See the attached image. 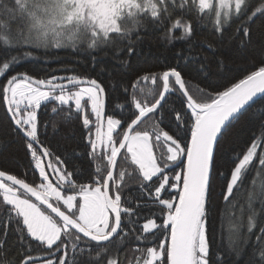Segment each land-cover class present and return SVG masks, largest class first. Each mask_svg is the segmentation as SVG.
<instances>
[{
  "label": "snow or ice",
  "instance_id": "obj_1",
  "mask_svg": "<svg viewBox=\"0 0 264 264\" xmlns=\"http://www.w3.org/2000/svg\"><path fill=\"white\" fill-rule=\"evenodd\" d=\"M194 14L201 19L207 16L221 34L235 24V38L244 47L251 41L252 25L264 20V0H0V77L5 78L0 92L15 132L24 139L29 166L39 180L28 182L26 173L20 178L0 170L4 217L0 219V264H69V243L71 264H120L117 254L123 245L132 240L143 243L148 236L163 239L146 247L135 264H223L222 256L213 259L207 228L216 152L233 122L258 94H264V60L223 90L212 93L199 89L205 97L202 101L190 94L181 72L169 68L159 76V98L149 104L133 94L134 108L120 118L105 113L104 88L95 79L9 75L21 59L11 54L14 51L31 57V49H119L126 42L132 55L141 29L149 27L163 30L169 41L189 40L194 34ZM177 30H181L179 36ZM150 78L153 83L157 80L156 75ZM173 83L185 98L183 114L175 112L177 132L170 134L160 122H154L151 130L142 129L146 119L162 107ZM42 102L74 105L77 112L84 111L87 154L93 161H105L103 168L96 164L84 177L75 168L70 171L64 159L40 142L37 110ZM85 103L90 104L94 121L85 111ZM52 111L55 113L57 107ZM182 126L186 138L179 135ZM161 143L166 153L157 156L155 149ZM262 146L264 131L236 157L222 193L226 202L231 203L234 190L243 185L254 161L264 169V153H257ZM121 161L134 166L140 193L137 201L125 196V178L133 173L121 167ZM145 208L150 216H141ZM11 225L21 246L17 254H11L7 247ZM255 228L253 213L248 218L249 233ZM256 241L249 264H264V228ZM34 243L47 258L31 254ZM133 251H141L139 244Z\"/></svg>",
  "mask_w": 264,
  "mask_h": 264
},
{
  "label": "trees",
  "instance_id": "obj_2",
  "mask_svg": "<svg viewBox=\"0 0 264 264\" xmlns=\"http://www.w3.org/2000/svg\"><path fill=\"white\" fill-rule=\"evenodd\" d=\"M194 16V34L189 40L169 41L165 38L163 30L149 27L147 30L141 29V39L135 42V52L132 55L127 52L126 42L119 46V49L123 50L115 46L98 49L81 47L79 50H73L71 47L59 49L50 47L31 49L33 53L31 57H23L22 52L14 51L11 54L19 55L21 59L13 66L9 75L27 73L36 79L76 75L80 78L95 79L105 91L106 114L120 118L121 115L127 116L130 108H134L131 105L133 94L137 99L149 104L159 98L162 91L160 74L175 67L181 72L190 94L202 101L205 97L198 91L199 89L212 93L223 90L225 85L243 78L255 70L254 65H259L261 60H264V20H256L252 25L250 43L240 47L239 40L235 38V24L226 27L221 34L215 31L207 16L202 19L197 14ZM175 34L179 36L181 30H177ZM152 75L157 76L155 83L150 78ZM145 76L149 77L147 81L143 79ZM172 80L174 81V78ZM4 82L5 78L0 77V85ZM133 84L135 88L132 87ZM172 89L162 102V107L140 126L142 129L151 130L154 122H160L161 127L170 134L177 132L175 112L183 114L185 98L174 83ZM117 105L124 107L121 109ZM54 106L57 107L55 113L52 111ZM85 111L94 121L95 117L91 115L87 104ZM83 115L84 111L77 112L73 105L58 106L55 102H42L37 110L40 142L54 155L64 159L70 171L75 168L87 177L94 171L96 164L103 168L106 162L100 159L93 161L87 154L89 151L87 129L82 123ZM262 125L264 94L258 95L239 119L233 122L216 152L207 228L213 259L220 255L223 257V264H249L257 244L256 236L260 234V229L264 228V169L259 168L256 161L246 173L243 185L239 190H234V197L230 198L231 203L226 202L222 195L226 190V183L230 179V171L234 168L236 157L246 151L254 138H260L261 132L264 131ZM179 135L186 138L183 126ZM164 147L165 145L161 143L156 148L158 156L166 153ZM257 153L258 155L264 153V146L258 148ZM29 160L24 139L15 132L0 92V170L17 174L20 178H25L23 174L26 173L28 182L35 179L36 183H39L38 173L32 172ZM120 163L121 167L133 173L134 166L123 161ZM136 175L133 173L125 178V196L130 201H137L140 195ZM253 213L256 228L249 233L248 218ZM150 214L147 208L141 212V216ZM156 216L159 217L158 210ZM3 218V210L0 209V219ZM2 238L0 236V239ZM159 239L163 237L148 236L143 243L132 240L124 244L117 254L120 264H135V258L141 256L146 247L155 246ZM137 244L140 252L133 251ZM7 247L11 249V254H17L21 249L14 225L9 227ZM33 247L35 249L31 253L33 256L47 258L35 243ZM72 259L73 253L69 243V264Z\"/></svg>",
  "mask_w": 264,
  "mask_h": 264
},
{
  "label": "rangeland",
  "instance_id": "obj_3",
  "mask_svg": "<svg viewBox=\"0 0 264 264\" xmlns=\"http://www.w3.org/2000/svg\"><path fill=\"white\" fill-rule=\"evenodd\" d=\"M86 86H87L86 84H85V85H81V87H86ZM70 90L75 91V90H77V89H70ZM86 104L88 105V108L90 109V104L85 103V105H86ZM73 106H74V105H73ZM21 107L24 108V105L22 104ZM90 110H91V109H90ZM115 118H117V117H115ZM164 148H165V150H166V146H165ZM155 153H156V155H157L156 149H155ZM157 156H158V155H157ZM40 264H43V262L41 261Z\"/></svg>",
  "mask_w": 264,
  "mask_h": 264
},
{
  "label": "water",
  "instance_id": "obj_4",
  "mask_svg": "<svg viewBox=\"0 0 264 264\" xmlns=\"http://www.w3.org/2000/svg\"><path fill=\"white\" fill-rule=\"evenodd\" d=\"M82 79H85V80H91V79H88V78H82ZM100 84V83H99ZM101 85V84H100ZM102 86V85H101ZM168 94V93H167ZM167 94H166V96H167ZM258 95H260V94H258ZM102 99H103V102H104V107H105V101H106V95H105V91H104V93L102 94ZM163 102V101H162ZM105 113H106V111H105Z\"/></svg>",
  "mask_w": 264,
  "mask_h": 264
}]
</instances>
